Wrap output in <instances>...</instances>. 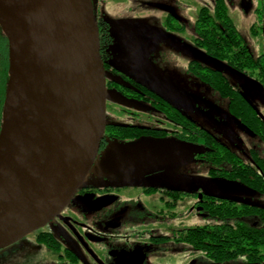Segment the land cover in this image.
Segmentation results:
<instances>
[{"label": "rangeland", "instance_id": "1", "mask_svg": "<svg viewBox=\"0 0 264 264\" xmlns=\"http://www.w3.org/2000/svg\"><path fill=\"white\" fill-rule=\"evenodd\" d=\"M107 1L121 5L119 10L114 4L107 5L103 10L117 41L119 32L132 34L136 31L135 28L120 27L117 24L119 21L145 26L167 37L164 41H152L147 48H129V42L124 48H119L120 52L129 56L130 59L124 63H130L128 66L134 73L153 83L171 106L183 112L197 127L216 136L244 162L251 164L254 153L264 155V142L234 117L227 109L226 101L191 69L193 62L207 64L194 42L196 21L203 8H212L218 0ZM223 2L249 51L254 57L263 55L264 0ZM111 54L116 58L115 48ZM224 73L264 117V87L259 84L256 88L255 84H249L248 79L227 71ZM106 120L113 125L172 130L166 115L151 104L134 103L116 95L111 97L110 94ZM149 140L165 142L171 137L108 140L95 166L100 170L91 173V179L125 183L119 190H113L111 195L117 198L118 203H127L131 207L136 220L133 231L138 235V241L141 240L147 248L144 252L149 264H215L202 253L193 252L188 244L176 241V236L183 230L213 223L198 204L199 197L189 195L183 202H176L162 191L181 190L189 194L201 191L208 196L234 199L238 205L258 207H264V196L241 180L212 176L210 169L214 166L200 159L194 151L187 152L185 163L161 169L115 168L116 163L134 154L135 144ZM199 146L203 147L202 144ZM64 215H73L85 226L92 221L90 215L81 216L70 208ZM35 234L28 235L9 249L0 250V264H57L58 253L50 250L45 243L36 242ZM91 248L98 257L103 256L99 246L92 245ZM92 264H96L95 260Z\"/></svg>", "mask_w": 264, "mask_h": 264}, {"label": "water", "instance_id": "2", "mask_svg": "<svg viewBox=\"0 0 264 264\" xmlns=\"http://www.w3.org/2000/svg\"><path fill=\"white\" fill-rule=\"evenodd\" d=\"M6 4L14 7L34 52L20 51L24 40L0 24L8 35L11 55L0 134V250L45 228L84 187L125 185L90 177L100 170L95 166L109 125L107 76L92 0H0V10ZM149 39L164 41L167 37L154 33ZM16 53L20 66L15 78ZM200 53L207 64L236 74ZM14 78L17 92L24 94L19 97L24 111L10 120L6 131ZM134 147V154L115 168L161 169L185 163L187 152L200 151L193 143L171 140L140 141Z\"/></svg>", "mask_w": 264, "mask_h": 264}, {"label": "trees", "instance_id": "3", "mask_svg": "<svg viewBox=\"0 0 264 264\" xmlns=\"http://www.w3.org/2000/svg\"><path fill=\"white\" fill-rule=\"evenodd\" d=\"M195 45L203 53L226 66L241 77L255 79L264 87V56L255 58L243 42L233 24L227 7L216 2L212 8H203L196 21ZM10 41L0 26V134L4 124V112L10 82ZM193 70L222 98L228 101L230 112L264 141V120L249 105L243 92L235 88L225 70L209 64L193 62ZM255 108V107H254ZM185 139L202 141L198 155L219 169L210 174L244 184L264 194V156L254 153L253 162L245 163L237 154L220 143L216 137L197 127L186 115ZM108 140L127 141L145 133L107 126ZM203 204L205 214L215 222L195 227L185 232L184 240L194 250L203 252L215 264L229 263L246 257L257 264L264 262V208L247 204L238 205L236 200L211 196Z\"/></svg>", "mask_w": 264, "mask_h": 264}, {"label": "flooded vegetation", "instance_id": "4", "mask_svg": "<svg viewBox=\"0 0 264 264\" xmlns=\"http://www.w3.org/2000/svg\"><path fill=\"white\" fill-rule=\"evenodd\" d=\"M92 2L100 31L101 57L107 76L106 83L109 94L111 95V97L113 95H116L121 97L122 99L133 101L134 103L137 102L139 104H151L157 110L166 115L167 120L172 126L171 131H167L164 129L140 128L138 126L131 125H114L115 128H127L130 131L145 133L141 137L145 136L163 139L167 135H170L171 141L189 142L197 146H199L200 144L203 145L202 141L190 142L185 139V114L176 109L174 106H171L169 104V100L164 96L162 92L154 87L155 85L153 83H150L149 81L134 73V71L128 66L130 63L128 65L124 63L125 60H129L130 58L126 54L120 52V47L124 48L127 45V42H129V48H131L132 46L139 47L140 49L147 48L149 43L155 41L150 40L149 37L154 33L160 32L145 26H137V24L119 21L117 22V24L120 27L129 29L135 28L136 31L132 34L119 32V38L117 41L115 39V35L112 33L111 23L104 17L103 10L109 4H114L119 10L121 8V5L114 2L108 3L107 0H92ZM217 2L225 5L223 0H218ZM114 48L116 49V58L111 54ZM198 50L203 52V50ZM261 56H264V54ZM120 58H122V61H120ZM196 65L197 64L195 63L192 66ZM192 66L191 69H193ZM242 78L245 80L248 79L247 81H249V84H255V87L258 88L256 86V83L258 84V82L255 79L249 78L247 76ZM224 100L226 101V106L229 110L228 101L226 99ZM111 101L112 100H110V102ZM248 103L264 120V117L257 111V109L254 108V106L249 101ZM108 138H114V136L108 135V130L106 128L102 148L106 145V139ZM258 138L261 139L259 136ZM134 139H137V137L129 140ZM216 139L220 142L217 137ZM199 147L203 148L201 146ZM145 149L146 147H143L140 149V151H143ZM258 155L264 156L261 154ZM197 156L200 159H203L198 154ZM211 166H214V168L211 169H219L215 165L211 164ZM212 176L223 177L219 175ZM122 187L124 186L84 187L78 192L74 200L59 216H57L45 228L39 230L38 232H35V241L45 243L50 250L56 251L58 253L57 264H92V260H95L96 264H149L148 256L146 255V252H144V250H146L147 248L142 244L143 242L141 240L140 242L138 241V235L133 231L136 220L133 219L134 217L131 207L127 203H118L117 198L111 195V192L113 190H119ZM162 192L172 197L176 202H183L186 197H189V195L197 196L199 197L198 204L202 207V203L207 202V200H210L211 198L210 195L208 196L201 191L192 192L191 194L181 190H167ZM256 192L264 196L263 193H260L258 191ZM174 205H176V203ZM108 206H110L111 208L108 209ZM69 208L76 211L81 216L90 215L92 217L91 224L89 226H85L81 221L75 219L73 215H64L65 211ZM212 221L215 222L214 220ZM193 228L187 230H191ZM187 230L179 232V234L176 236L177 242H184L188 244L187 242H185L183 236ZM151 239H154V237H151ZM92 245H97L100 247L103 255L101 258L98 257V255L92 250ZM188 245L191 246L190 244ZM191 248L193 252L202 253L205 258L210 261L203 252L194 250L192 246ZM229 263L257 264L255 262L249 261L246 257L236 258Z\"/></svg>", "mask_w": 264, "mask_h": 264}, {"label": "bare ground", "instance_id": "5", "mask_svg": "<svg viewBox=\"0 0 264 264\" xmlns=\"http://www.w3.org/2000/svg\"><path fill=\"white\" fill-rule=\"evenodd\" d=\"M0 24L3 26L6 32L11 33L12 35H15L18 38H21L24 40L23 45L19 48L20 51L26 50L28 55L33 54L34 49H33V44L31 42L30 36L28 32L25 30V28L23 27V25L21 24V22L19 21V19L17 18L15 9L12 5L6 4L2 6L0 10ZM20 51L18 52L20 53ZM18 59H19L18 54L16 53L15 59H14L15 78L17 77L18 69L20 66ZM15 78L13 80L14 83L11 88L9 102L7 105L6 131H7V127L10 128V124H11L10 120L15 118L17 113L24 111V105L23 103H21V100L23 99L19 100L20 96L24 98V94L22 93V91L20 93L17 92L18 89H17V85L15 82ZM18 100H19V103H18ZM6 131L4 133V137L2 141L3 143H5V140H6ZM2 149H3V145L0 146V151H2Z\"/></svg>", "mask_w": 264, "mask_h": 264}]
</instances>
